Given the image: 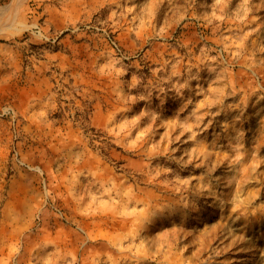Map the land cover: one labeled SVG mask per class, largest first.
<instances>
[{
  "label": "rangeland",
  "instance_id": "374dc122",
  "mask_svg": "<svg viewBox=\"0 0 264 264\" xmlns=\"http://www.w3.org/2000/svg\"><path fill=\"white\" fill-rule=\"evenodd\" d=\"M0 264H264V0H0Z\"/></svg>",
  "mask_w": 264,
  "mask_h": 264
}]
</instances>
